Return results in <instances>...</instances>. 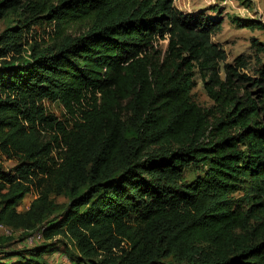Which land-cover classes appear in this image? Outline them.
Segmentation results:
<instances>
[{
    "label": "trees",
    "instance_id": "16d2710c",
    "mask_svg": "<svg viewBox=\"0 0 264 264\" xmlns=\"http://www.w3.org/2000/svg\"><path fill=\"white\" fill-rule=\"evenodd\" d=\"M175 1L0 0L25 16L0 32V227L44 228L0 235V264H50L65 238L70 264H264V41L229 63L219 8Z\"/></svg>",
    "mask_w": 264,
    "mask_h": 264
},
{
    "label": "rangeland",
    "instance_id": "374dc122",
    "mask_svg": "<svg viewBox=\"0 0 264 264\" xmlns=\"http://www.w3.org/2000/svg\"><path fill=\"white\" fill-rule=\"evenodd\" d=\"M175 4L185 12L197 11L200 9H208L209 11L214 7L219 8L217 13H222L225 20L223 23V29L213 36V40L220 43L226 49L228 54L227 61L229 63H232L237 56L244 54L251 57L252 68L257 66L255 51L251 46V41L253 38L264 41V32L259 29L245 28L242 25V20L257 19L264 21V0H176ZM24 17L23 8H19L17 11H8L6 16L0 20V32L9 26H13L16 21L22 20ZM44 28L45 27L40 26L35 27V31L40 34L39 38L45 35L43 34ZM47 29L50 31L52 26ZM44 37H47V35ZM160 43L164 48L167 46V41H161ZM261 57L264 60V56ZM196 83L197 84L192 91L193 99L203 107L212 106L213 100L209 97L204 87V82L199 74L196 75ZM46 105L50 112L54 113L59 118L64 119V108L61 105L50 102H46ZM15 164L16 160L0 157V165L7 170H10ZM199 174H201L200 170L195 167H190L184 176V180L191 182L195 180ZM242 193L243 192L240 191L236 196H241ZM36 197L37 194L35 192L27 194L24 200L18 205V209L22 211L28 209L31 202ZM56 201L58 203H66L67 198L64 196H58L56 197ZM0 235L11 237L13 239V247L16 248L33 247V245L40 242L32 243V245L29 246L21 240V232H14L5 227H0ZM66 245H68L71 252L75 254L77 253V249L69 239L65 238L64 241L58 240L55 246V251L45 255L50 264L72 263L69 253L65 252Z\"/></svg>",
    "mask_w": 264,
    "mask_h": 264
},
{
    "label": "built area",
    "instance_id": "2783aa9c",
    "mask_svg": "<svg viewBox=\"0 0 264 264\" xmlns=\"http://www.w3.org/2000/svg\"><path fill=\"white\" fill-rule=\"evenodd\" d=\"M43 230L44 228H42L39 231L32 232L30 235H28L26 238V244L32 245V243L34 244L38 241H43L44 240Z\"/></svg>",
    "mask_w": 264,
    "mask_h": 264
}]
</instances>
